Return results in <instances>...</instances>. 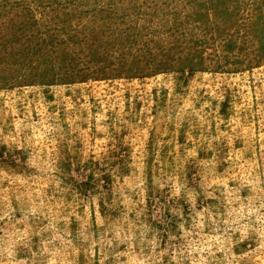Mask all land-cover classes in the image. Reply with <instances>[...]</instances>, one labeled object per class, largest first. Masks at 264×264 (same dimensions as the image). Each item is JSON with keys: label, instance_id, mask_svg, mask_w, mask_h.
<instances>
[{"label": "rangeland", "instance_id": "1", "mask_svg": "<svg viewBox=\"0 0 264 264\" xmlns=\"http://www.w3.org/2000/svg\"><path fill=\"white\" fill-rule=\"evenodd\" d=\"M0 264H264V0H0Z\"/></svg>", "mask_w": 264, "mask_h": 264}]
</instances>
